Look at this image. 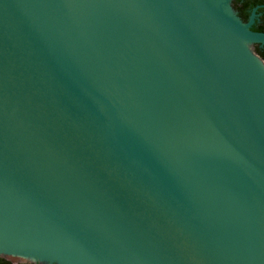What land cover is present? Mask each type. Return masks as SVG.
I'll list each match as a JSON object with an SVG mask.
<instances>
[{
    "label": "water",
    "instance_id": "obj_1",
    "mask_svg": "<svg viewBox=\"0 0 264 264\" xmlns=\"http://www.w3.org/2000/svg\"><path fill=\"white\" fill-rule=\"evenodd\" d=\"M232 0H0V257L264 264V59Z\"/></svg>",
    "mask_w": 264,
    "mask_h": 264
},
{
    "label": "flooded vegetation",
    "instance_id": "obj_2",
    "mask_svg": "<svg viewBox=\"0 0 264 264\" xmlns=\"http://www.w3.org/2000/svg\"><path fill=\"white\" fill-rule=\"evenodd\" d=\"M232 5L244 21H247L249 19L252 10L255 8V17L252 24V29L257 31H264V1L258 0V2L249 5V3H246L245 0H232ZM254 50L261 58L264 59V44L255 43Z\"/></svg>",
    "mask_w": 264,
    "mask_h": 264
},
{
    "label": "trees",
    "instance_id": "obj_3",
    "mask_svg": "<svg viewBox=\"0 0 264 264\" xmlns=\"http://www.w3.org/2000/svg\"><path fill=\"white\" fill-rule=\"evenodd\" d=\"M260 1H264V0H260ZM246 3H249L250 4H254L256 2H258V0H245ZM245 14V13H244ZM0 264H39V263H30V262H26V263H12L11 261L3 258V257H0Z\"/></svg>",
    "mask_w": 264,
    "mask_h": 264
},
{
    "label": "rangeland",
    "instance_id": "obj_4",
    "mask_svg": "<svg viewBox=\"0 0 264 264\" xmlns=\"http://www.w3.org/2000/svg\"><path fill=\"white\" fill-rule=\"evenodd\" d=\"M254 45H255V43L254 44H252V46L254 47Z\"/></svg>",
    "mask_w": 264,
    "mask_h": 264
}]
</instances>
